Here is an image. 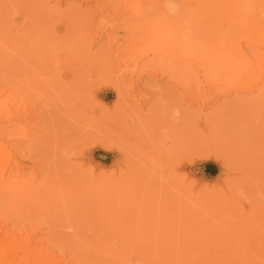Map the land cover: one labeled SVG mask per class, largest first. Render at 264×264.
<instances>
[{"label": "rangeland", "instance_id": "1", "mask_svg": "<svg viewBox=\"0 0 264 264\" xmlns=\"http://www.w3.org/2000/svg\"><path fill=\"white\" fill-rule=\"evenodd\" d=\"M120 1L0 0V264H264V0Z\"/></svg>", "mask_w": 264, "mask_h": 264}, {"label": "bare ground", "instance_id": "2", "mask_svg": "<svg viewBox=\"0 0 264 264\" xmlns=\"http://www.w3.org/2000/svg\"><path fill=\"white\" fill-rule=\"evenodd\" d=\"M105 1H106V0H105ZM114 1H116V0H113V4H115ZM119 1H120V0H119ZM119 1L117 0V2H119ZM124 1H126V0H124ZM127 1H129V0H127ZM131 1H132V0H131ZM141 1H142V0H141ZM144 1L146 2V0H144ZM148 1L150 2L151 0H148ZM148 1H147V2H148ZM154 1L156 2V0H154ZM154 1L152 0V2H153V3L151 4V5H152V8H153ZM159 1H161V2L158 3ZM120 2H121V1H120ZM120 2H119V3H120ZM133 2H134V1H133ZM145 2H142V3L144 4ZM158 2H157L158 4H161V3H162L161 6L164 5V10L170 12L168 8H169V6H170V2H171V0H158ZM119 3H118V4H119ZM123 3H124V2H123ZM125 3H126V2H125ZM125 3H124V4H125ZM150 3H151V2H150ZM118 4H115V7H116V5H118ZM128 4H129V3H128ZM148 5H150V4H149V3H146V6H147V7H148ZM151 5H150V6H151ZM154 5H155V4H154ZM110 6H111V5H110ZM110 6H109V8H110ZM118 6H119V5H118ZM118 6H117V8H118ZM140 6H141V5H140ZM158 6H159V5H158ZM122 7H123V6H122ZM143 7H144V6H143ZM147 7H146V8H147ZM123 8H125V7H123ZM155 8H156V5H155ZM113 9H114V8H113ZM147 9H148V8H147ZM145 11H148V10H145ZM153 11H154V10H153ZM148 12H149V11H148ZM150 12H152V11L150 10ZM144 13H145V12H144ZM146 13H147V12H146ZM161 13L164 14V12H161ZM113 15H114V14H113ZM229 16H230V15H229ZM163 17H165V16L163 15ZM124 19H125V18H124ZM124 22H125V21H124ZM130 23H131V22H130ZM118 24H119V23H118ZM130 25H131V24H130ZM120 27H122V26H120ZM148 27H149V24H148ZM151 33H152V32H151ZM230 35H231V34H230ZM231 38H232V37H231ZM258 42H259V40H258ZM229 44H230V46H231L232 48H234V44L231 45V44H232V41H231V40L229 41ZM226 46H228V45H226ZM227 48H228V47H227ZM221 49L223 50L222 47H221ZM229 49H230V48H229ZM222 50H221V51H222ZM227 50H228V49H227ZM262 54H264V53H262ZM218 55H219V54H218ZM220 57H221V56H220ZM257 58H258V57H257ZM261 58H264V57H261ZM262 60H264V59H262ZM262 60H261V61H262ZM261 61H260V62H261ZM262 65H264V64H262ZM262 67H264V66H262Z\"/></svg>", "mask_w": 264, "mask_h": 264}]
</instances>
